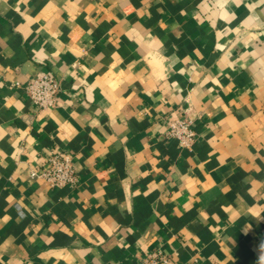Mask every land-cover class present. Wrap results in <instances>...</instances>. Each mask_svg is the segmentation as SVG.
I'll return each instance as SVG.
<instances>
[{
	"label": "crops",
	"instance_id": "0c3cea01",
	"mask_svg": "<svg viewBox=\"0 0 264 264\" xmlns=\"http://www.w3.org/2000/svg\"><path fill=\"white\" fill-rule=\"evenodd\" d=\"M60 80L40 110L23 85ZM192 120L189 147L167 122ZM50 150L76 181L31 177ZM264 264V0H0V264Z\"/></svg>",
	"mask_w": 264,
	"mask_h": 264
},
{
	"label": "built area",
	"instance_id": "2783aa9c",
	"mask_svg": "<svg viewBox=\"0 0 264 264\" xmlns=\"http://www.w3.org/2000/svg\"><path fill=\"white\" fill-rule=\"evenodd\" d=\"M23 89L30 100L40 110L52 108L57 103L61 90L60 80L50 73H42L28 80ZM167 137L175 138L181 147H189L196 133L192 120L187 116H179L167 122ZM31 177L42 178L50 187H60L76 181V173L72 156L64 151L50 150L44 158L43 166L30 169ZM169 257L159 249H152L143 255L142 264H168Z\"/></svg>",
	"mask_w": 264,
	"mask_h": 264
}]
</instances>
